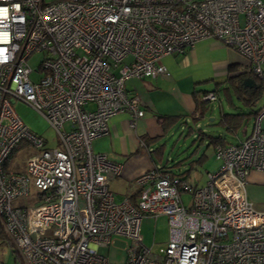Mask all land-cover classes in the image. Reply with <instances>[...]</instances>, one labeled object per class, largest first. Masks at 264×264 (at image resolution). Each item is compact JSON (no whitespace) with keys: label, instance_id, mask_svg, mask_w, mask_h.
Here are the masks:
<instances>
[{"label":"built area","instance_id":"built-area-1","mask_svg":"<svg viewBox=\"0 0 264 264\" xmlns=\"http://www.w3.org/2000/svg\"><path fill=\"white\" fill-rule=\"evenodd\" d=\"M208 38L263 76L264 0H0V224L22 264H264V211L246 192L248 173L264 172V106L251 135L217 147L222 164L205 186L153 168L137 177L136 199L118 200L110 182L122 165L93 150L111 117L130 112L135 128L145 115L127 80L166 74L164 57ZM35 53L44 54L39 80ZM18 100L45 116L57 147L24 123ZM24 145L36 149L26 171H8ZM33 186L34 203L18 204ZM161 215L170 235L154 250L141 225ZM119 238L131 241L113 263L98 249Z\"/></svg>","mask_w":264,"mask_h":264},{"label":"crops","instance_id":"crops-1","mask_svg":"<svg viewBox=\"0 0 264 264\" xmlns=\"http://www.w3.org/2000/svg\"><path fill=\"white\" fill-rule=\"evenodd\" d=\"M162 63L167 67L166 74L137 79L139 82L135 83L136 87L126 90L128 95L140 97L141 105L145 110V115L137 121L136 127L132 128L130 125L132 114L122 112L109 120L108 134L93 140V150L96 153H104L109 160L122 165V174L110 182L116 199L138 197L139 186L136 179L142 173L160 166L167 160L158 162V159L163 158V152L160 153L158 147L164 146L161 140L172 129L189 122V119L197 124L203 123L207 127H216L215 131L218 132L216 135L212 130L204 132L205 135L201 129L198 130L200 139L197 136L195 141H192L191 146H196L192 154L199 150L205 140L208 142L207 134L225 138L228 144H236L252 134L264 106V89L257 101L246 103L240 99V93L235 89L237 84L233 82L234 79L242 77L241 86L253 91L259 84V78L257 79L256 76L264 77V75L259 76L254 73L249 59L239 50L224 45L216 39H202L187 48L184 53L164 57ZM248 78L254 82L245 83ZM211 85L214 86L213 89H205ZM205 92L216 93V98L206 99L204 102L202 97ZM252 109H260V111L254 114ZM238 112H241V123L238 127L220 123L224 113ZM175 117H178L177 121L172 122ZM165 118L168 119L163 123ZM260 126L264 129V114L260 119ZM192 131L193 129L189 128L187 134L188 132H190L188 135L192 134ZM207 146L212 147V152L216 154V149L220 145L216 146L212 143ZM208 157V154L203 152L195 161L190 160L192 170L189 177L195 165L205 166ZM220 161V164L212 161L207 165L203 171L204 175L201 176L203 186L206 185L209 174L220 168L222 160ZM201 182H196L197 186L200 187ZM246 192L248 199L259 210L264 211V172L251 170L248 173ZM184 197L187 198L188 194Z\"/></svg>","mask_w":264,"mask_h":264},{"label":"rangeland","instance_id":"rangeland-1","mask_svg":"<svg viewBox=\"0 0 264 264\" xmlns=\"http://www.w3.org/2000/svg\"><path fill=\"white\" fill-rule=\"evenodd\" d=\"M45 1L55 2L58 0ZM43 58V53H35L32 55V57L29 58V64L34 70L31 76L33 80H39L41 78V73L38 71V69L41 62L43 61ZM138 82L139 80L130 78L125 83V89L129 90L135 88V83L138 84ZM213 88V85H211L209 88L205 87V89ZM14 107L24 123L35 134L48 140V147L55 148L58 146L59 142L57 131L50 125V123L42 113L37 111L29 103L21 100L15 102ZM188 121L189 122L183 123L178 126V128L172 129L165 138H162L161 142L164 144L162 153L163 158H161V160L158 159V162L169 159V163L173 164V162L182 160L186 165L185 168H188L190 160L195 161L199 156L202 155L203 152H206L209 157L205 166L203 167L200 165H195V169L192 171L191 177H189L187 180L189 184L195 186L197 185L196 182H201V176L204 175L203 171H205L207 165H209L212 161L215 163L218 162L220 164L221 161L217 158L216 154L212 152L213 148H208V142L206 140L201 145V147H199V150L194 154H192V152L196 148V146L192 147L191 143L198 136L199 129H201L205 133L209 131L211 132L212 130L214 135H216L218 132L215 131L216 127L214 126L207 127L203 123L197 124V122L192 121V119H189ZM68 126L69 124L66 125V127ZM189 128L193 129V133L190 135L187 134ZM35 152L36 149L29 145H24L19 148L8 163V171H26L27 162ZM200 184V186H203L204 183L201 182ZM38 192L39 190L33 186L30 194L31 198L23 197L21 199H18L16 202L18 204H33ZM117 199L119 200L121 198L117 197ZM140 235L143 239V243L146 246L152 247L154 250H158L159 248L164 247L167 244L170 235L168 216L161 215L158 217H146L142 222ZM6 238L11 243L9 237L7 236ZM130 241V238H119L114 246H101L99 247L98 251L101 255L109 258V260L113 263H123L126 260L127 256L124 248L126 247V243ZM0 264H21L12 246L7 241H3L2 239H0Z\"/></svg>","mask_w":264,"mask_h":264},{"label":"trees","instance_id":"trees-1","mask_svg":"<svg viewBox=\"0 0 264 264\" xmlns=\"http://www.w3.org/2000/svg\"><path fill=\"white\" fill-rule=\"evenodd\" d=\"M256 78L257 79L259 78L258 79L259 84H258L257 88L255 90H253V91H248L247 89H245L244 87L241 86V84L243 83V81H242L243 78L242 77H239L236 80L235 79L233 80V82L235 83V85L237 84V87H235V89L237 90L238 93H240L239 94L240 99L243 100V101H245L246 103H248L249 101L251 103H254L255 101H257V99H259V96H260L261 91L264 89V77H257L256 76ZM134 79H136V78H134ZM143 79H145V78H143ZM208 93H210V92H205V94L203 95V97L205 95H207ZM203 97H202V99L204 100V102H206V100ZM204 109H206L205 106H204ZM252 111H253L254 114L255 113L258 114L259 111H260V109H252ZM240 113L239 112L238 113H224L222 115L221 119H220V123L221 124H225V125H227V124L228 125L229 124L230 125H235V126L237 125V127H238L240 125V123H241V120H240L241 114ZM201 114H203V112ZM166 119H168V118H165L163 120V123H165V120ZM177 119H178V117H175L174 120H172V122L177 121ZM168 128H166V130ZM189 133L190 132H188V134ZM204 135H205V133H204ZM198 139H200L199 136H198ZM207 139H208V144L209 145H211L213 143L216 146L220 145L222 147L223 146L226 147V146H228V145L231 144V143L228 144L227 143L228 140L226 141L225 138L222 139V137H220V136H214V135L207 134ZM194 141L195 140H193V142ZM236 144H238V143H236ZM148 145H149V143H148ZM16 151H14V152H16ZM158 151L159 152L161 151L160 153L163 152V145L160 146V147H158ZM12 157H13V155H12ZM10 159H11V157H10ZM169 162H170L169 159L165 160L164 163H162L160 166L156 167V170L159 171L162 174L170 175L172 178H177V179H180V180H184V181L186 180L187 181L188 178H189V176H190L189 173L192 170L191 162H189V167L188 168H185L186 165L184 166V162L182 160L177 161V162H173V164H170ZM6 237L7 236H6V234H5L2 226L0 224V239H2L3 241H7L12 246V248L15 251V254H16L17 258L20 260L19 255L17 253V250L15 249V247L13 246V244L10 243L7 240ZM20 262H21V260H20ZM21 264H22V262H21Z\"/></svg>","mask_w":264,"mask_h":264},{"label":"water","instance_id":"water-1","mask_svg":"<svg viewBox=\"0 0 264 264\" xmlns=\"http://www.w3.org/2000/svg\"><path fill=\"white\" fill-rule=\"evenodd\" d=\"M253 82H254V81L251 80V79H249V78L245 80V83H247V84H250V83H253Z\"/></svg>","mask_w":264,"mask_h":264},{"label":"bare ground","instance_id":"bare-ground-1","mask_svg":"<svg viewBox=\"0 0 264 264\" xmlns=\"http://www.w3.org/2000/svg\"><path fill=\"white\" fill-rule=\"evenodd\" d=\"M216 94V93H215Z\"/></svg>","mask_w":264,"mask_h":264}]
</instances>
